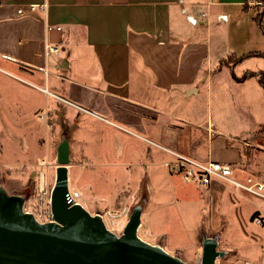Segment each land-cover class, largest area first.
Returning a JSON list of instances; mask_svg holds the SVG:
<instances>
[{"label":"crops","instance_id":"obj_1","mask_svg":"<svg viewBox=\"0 0 264 264\" xmlns=\"http://www.w3.org/2000/svg\"><path fill=\"white\" fill-rule=\"evenodd\" d=\"M207 1L0 0V166L22 177L38 172L44 156L52 163L64 123L69 183L81 192L71 176L77 167L80 179L119 181L98 198L114 211L142 186L154 203L179 176L164 165L170 151L199 156L197 134L205 160L194 159L227 164L241 178L245 145L264 149V14L262 31L257 0ZM46 42L59 52L46 55ZM201 94L223 122L185 118ZM10 173L0 177L18 181Z\"/></svg>","mask_w":264,"mask_h":264},{"label":"water","instance_id":"obj_2","mask_svg":"<svg viewBox=\"0 0 264 264\" xmlns=\"http://www.w3.org/2000/svg\"><path fill=\"white\" fill-rule=\"evenodd\" d=\"M60 124L51 163L49 220L36 218L17 184H0V264H190L167 251L160 238L150 242L140 236L145 208L152 202L145 186L117 229L107 224L99 205L90 210L81 202L67 203L71 133ZM198 232L200 264H217L227 256L229 250L219 249L221 231L209 237L202 224Z\"/></svg>","mask_w":264,"mask_h":264},{"label":"rangeland","instance_id":"obj_3","mask_svg":"<svg viewBox=\"0 0 264 264\" xmlns=\"http://www.w3.org/2000/svg\"><path fill=\"white\" fill-rule=\"evenodd\" d=\"M186 27L188 29H184L185 34L189 32V29H192V26L188 24ZM189 103H193L192 105L197 109L191 115H184L185 118L195 121L199 119L205 122V118L209 116L215 122L218 120L223 122V116H215L214 111L210 113L205 95L201 94L190 98ZM188 109L190 108L188 107ZM37 123L42 122L39 120ZM56 126L57 124H55V128ZM44 131L46 130L43 125L39 132H43V136H45ZM261 132L264 131L261 130ZM195 140L198 143L195 144L197 148L194 150L199 153V156L188 155L204 161L205 137L202 134H197ZM245 146L247 150H243L242 165H246V168L243 170L250 176L264 178V169H262L264 168V149L250 143ZM245 146L242 145V147ZM11 150L15 149L12 148ZM50 156H52V152H50ZM45 159L44 156L43 163L46 162ZM79 168L77 167L71 173L74 185L82 193L87 194L90 199L97 198L98 203L103 207H101L102 209L108 207L107 201L98 198L102 197V194H105V196L114 194L115 191L113 190L117 189L120 184L119 181L83 180L77 177ZM236 168L241 169V166ZM6 170L7 168L0 166V176H4ZM32 170L34 172H30L29 169L22 177L16 170H9L11 171L10 174L18 178V181L16 179L4 180L0 177V184H17L31 198L35 192L37 175L35 168H32ZM246 174L238 172V175L242 176L241 178H244ZM49 175L52 176V171H49ZM27 183H29V187L24 186ZM137 196H139V193ZM137 198L135 197L134 200L132 199L126 203L127 206L136 202ZM107 200L110 201L111 198ZM96 205L98 204H93V208L90 210H93ZM258 209L264 210V200L244 192H237L227 182L216 179L207 188L203 189L197 183H186L182 175L179 174L175 179L166 180L162 191H157L154 203L151 202L145 208L144 224L140 230V236L150 242H156L160 238L165 249L171 254L181 257L190 264H200L198 231L203 224L209 237L221 231L219 249L229 250L227 256L217 264H252L260 259L264 246V229L252 222V217ZM123 222L124 219H120L110 227L114 229L121 228Z\"/></svg>","mask_w":264,"mask_h":264},{"label":"built area","instance_id":"obj_4","mask_svg":"<svg viewBox=\"0 0 264 264\" xmlns=\"http://www.w3.org/2000/svg\"><path fill=\"white\" fill-rule=\"evenodd\" d=\"M219 0H208L207 4H217ZM255 4L264 7V0H257ZM37 5H30V10H36ZM53 27H47L51 30ZM56 29L60 30L59 27ZM45 41V40H44ZM60 47L56 44H45L46 55L58 53ZM38 118L47 124L46 113H39ZM174 157L173 161L165 162L164 165L182 175L186 183H197L203 189L207 188L214 180L218 179L227 182L233 186L237 192H244L256 196L264 200V178L255 176H245L244 178H236L233 176L231 167L227 164L218 163L215 161L201 162L190 156L170 151ZM45 169V170H44ZM49 170H52V164L46 161L40 165V169L36 175L35 192L28 199V207L33 211L36 218L40 221L49 220V200L52 176L49 175ZM81 202L85 207L92 209L93 203L84 200L81 192L70 184V193L67 203L75 204ZM31 203V205H29ZM95 205V204H94ZM130 206V205H129ZM129 206H123L118 212L111 208H105L104 217L109 226L115 225L120 219H124ZM255 225L264 229V210L258 209L252 218ZM148 235V233H146ZM247 264V263H244ZM252 264H264V246L260 259Z\"/></svg>","mask_w":264,"mask_h":264},{"label":"trees","instance_id":"obj_5","mask_svg":"<svg viewBox=\"0 0 264 264\" xmlns=\"http://www.w3.org/2000/svg\"><path fill=\"white\" fill-rule=\"evenodd\" d=\"M263 14H264V7H261L260 8V11L259 12H257L255 15H254V20L256 21V23H257V25L259 26V28H261V30L263 31V27H262V17H263ZM264 32V31H263ZM257 55H260V54H257ZM261 56H263V55H261ZM229 60H232V62L233 63H235V62H238L239 60H241L243 57H241V58H239V59H237L235 56H233V55H230L229 57ZM247 75H245V77H246ZM259 82L262 84V80H261V78H259ZM261 130H263L264 131V127L261 129ZM260 130V131H261ZM31 171L30 172H34V170H32V169H30ZM6 171H9L8 169L6 170ZM9 173V172H8ZM36 174H37V172H36ZM29 183H27L26 185H24L25 187H29L30 185H28ZM256 214V213H255ZM254 214V215H255ZM253 215V216H254ZM253 218V217H252Z\"/></svg>","mask_w":264,"mask_h":264}]
</instances>
